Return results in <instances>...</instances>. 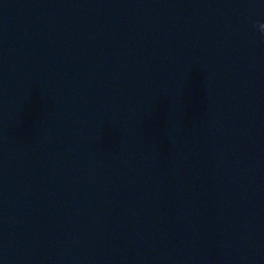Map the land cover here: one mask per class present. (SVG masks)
<instances>
[{"label":"water","instance_id":"obj_1","mask_svg":"<svg viewBox=\"0 0 264 264\" xmlns=\"http://www.w3.org/2000/svg\"><path fill=\"white\" fill-rule=\"evenodd\" d=\"M264 0H0V264H264Z\"/></svg>","mask_w":264,"mask_h":264},{"label":"clouds","instance_id":"obj_2","mask_svg":"<svg viewBox=\"0 0 264 264\" xmlns=\"http://www.w3.org/2000/svg\"><path fill=\"white\" fill-rule=\"evenodd\" d=\"M256 27L261 33H264V22H259Z\"/></svg>","mask_w":264,"mask_h":264}]
</instances>
